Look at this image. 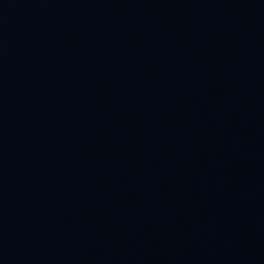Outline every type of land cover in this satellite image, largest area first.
I'll list each match as a JSON object with an SVG mask.
<instances>
[{
  "label": "water",
  "instance_id": "95a60500",
  "mask_svg": "<svg viewBox=\"0 0 264 264\" xmlns=\"http://www.w3.org/2000/svg\"><path fill=\"white\" fill-rule=\"evenodd\" d=\"M0 264H264V0H0Z\"/></svg>",
  "mask_w": 264,
  "mask_h": 264
}]
</instances>
